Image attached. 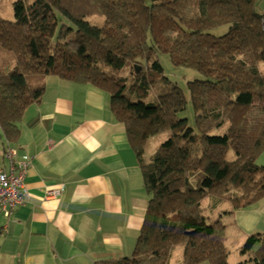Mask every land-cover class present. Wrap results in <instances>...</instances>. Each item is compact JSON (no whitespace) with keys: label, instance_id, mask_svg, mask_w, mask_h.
<instances>
[{"label":"trees","instance_id":"trees-1","mask_svg":"<svg viewBox=\"0 0 264 264\" xmlns=\"http://www.w3.org/2000/svg\"><path fill=\"white\" fill-rule=\"evenodd\" d=\"M259 1L15 0L13 20L0 15L4 139L18 141L24 111L41 102L53 76L108 96L140 167L149 199L132 255L95 264H169L176 247L179 264H230L225 225L208 220L201 202L214 196L231 212L264 199ZM162 54L203 76L186 84L194 127L178 118L187 97L165 75ZM218 128L222 135H210ZM164 133L146 156L148 140ZM240 253L247 257L236 264H264V234L247 237Z\"/></svg>","mask_w":264,"mask_h":264},{"label":"crops","instance_id":"crops-1","mask_svg":"<svg viewBox=\"0 0 264 264\" xmlns=\"http://www.w3.org/2000/svg\"><path fill=\"white\" fill-rule=\"evenodd\" d=\"M258 6L264 11V0ZM50 80L41 102L24 111L18 141L10 144L0 132V168L10 171L9 149L16 161H29L23 203L9 216L0 209V264H95L130 257L149 195L124 128L105 93ZM60 187L59 195L47 196ZM228 211L221 221L232 220L228 225L239 243L264 234V199L254 209ZM227 230L226 223V244Z\"/></svg>","mask_w":264,"mask_h":264},{"label":"rangeland","instance_id":"rangeland-1","mask_svg":"<svg viewBox=\"0 0 264 264\" xmlns=\"http://www.w3.org/2000/svg\"><path fill=\"white\" fill-rule=\"evenodd\" d=\"M15 0H1L0 6L2 4L3 6V11H0V15L2 17H4L7 20H13V10H12V4ZM260 12L264 13V11H262L261 6L259 7ZM261 8V9H260ZM90 21L92 22H100L103 20L102 17L99 16H93L91 18H89ZM218 29V30H214L212 32L215 33H223L225 31L224 29ZM160 62L163 66L164 69V73L165 75L174 83H176L179 87H181L184 91V93L186 94L187 97V104H186V108L185 110L178 114V118H184L188 120V124L191 127H194V115H193V108L191 105V102L189 100V96H188V92H187V82L192 81V80H196V79H202V75L199 74L198 72H195L193 70H189V69H185V68H175L172 66V64L170 63L169 57L166 54H162L159 57ZM51 78H53L52 76H46L45 77V82L49 80V82L51 83ZM56 78V77H55ZM57 79V78H56ZM225 131V128H218V129H214L213 131L210 132V135H222ZM168 138V133H164L155 137H152L148 140L146 146H145V153L146 156L151 155L156 148L162 143L164 142L166 139ZM259 157V156H258ZM227 159L228 160H233L234 159V154L232 151L228 152L227 154ZM256 163L258 165H262L264 166V156H260V158L256 160ZM260 201L257 202L254 205H251L246 209H254L257 205H259ZM201 206L203 208V212L205 214L206 217H208V220H212L214 218H217L219 216H222L223 213L227 210L230 209L231 210V204L228 201H224L221 200L217 197L214 196H208L205 199L202 200L201 202ZM232 221V220H225L224 225L227 223V244L226 246L228 247L229 251H230V255L228 257V262L230 264H236L240 261L245 260V258L247 257V255H242L240 253L241 247L243 245L239 243L240 242V235H235L232 231V226L228 225V222ZM180 258H181V247H176L173 251H172V257L170 259V263L169 264H179L180 263Z\"/></svg>","mask_w":264,"mask_h":264},{"label":"built area","instance_id":"built-area-1","mask_svg":"<svg viewBox=\"0 0 264 264\" xmlns=\"http://www.w3.org/2000/svg\"><path fill=\"white\" fill-rule=\"evenodd\" d=\"M262 29L264 31V20ZM5 156L9 161L10 171L6 172L0 168V209L5 216H9L24 201L23 180L29 167V161L25 156L16 161L14 149L7 150ZM61 190L62 187L48 191L46 194L48 197H56Z\"/></svg>","mask_w":264,"mask_h":264}]
</instances>
